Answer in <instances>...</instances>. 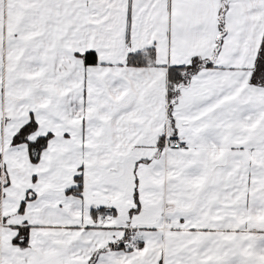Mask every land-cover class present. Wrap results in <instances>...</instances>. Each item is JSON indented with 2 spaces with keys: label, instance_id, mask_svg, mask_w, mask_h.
Segmentation results:
<instances>
[{
  "label": "snow or ice",
  "instance_id": "6c2138e0",
  "mask_svg": "<svg viewBox=\"0 0 264 264\" xmlns=\"http://www.w3.org/2000/svg\"><path fill=\"white\" fill-rule=\"evenodd\" d=\"M0 264H264V0H0Z\"/></svg>",
  "mask_w": 264,
  "mask_h": 264
}]
</instances>
